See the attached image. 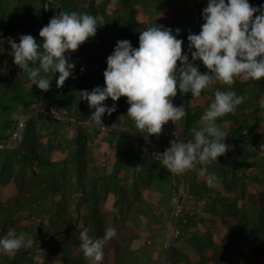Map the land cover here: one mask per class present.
<instances>
[{
    "label": "trees",
    "instance_id": "16d2710c",
    "mask_svg": "<svg viewBox=\"0 0 264 264\" xmlns=\"http://www.w3.org/2000/svg\"><path fill=\"white\" fill-rule=\"evenodd\" d=\"M207 3L102 0L97 7L95 0H39V6L36 0H0V47L5 49L0 54V138L12 134L25 107L43 99L58 109L91 115L94 109L80 90L104 87L106 60L117 41L139 47L140 32L151 25L169 27L174 35L180 29L177 38L191 60L187 36L201 31ZM249 3L260 7L264 0ZM59 11L102 15L106 23L70 54L75 67L63 87L56 86L59 73L47 74L52 80L45 92L14 63L7 38L19 43L22 34H30L39 42L40 29ZM195 63L207 71L201 61ZM217 89L228 86L216 82L200 97L178 89L173 104L183 105L186 116L150 137L164 149L172 140H191L190 129L202 127L200 118ZM231 90L244 101L235 114L217 120L230 148L218 162L190 172L187 200L177 214L173 264H264V78H237ZM104 103H115L112 115L135 126L126 97ZM35 117L44 119L45 132L38 131ZM87 155L94 163L88 176ZM100 159L103 170L95 165ZM208 173L218 177L214 187L206 184ZM176 178L123 133L35 113L16 147H0V238L12 229L27 233L34 243L13 255L0 254V264H90L80 248V232L102 238L112 210L118 212L112 224L117 235L106 243L101 264H162L165 242L158 237L166 231V217L161 210L169 207Z\"/></svg>",
    "mask_w": 264,
    "mask_h": 264
},
{
    "label": "clouds",
    "instance_id": "9594fccd",
    "mask_svg": "<svg viewBox=\"0 0 264 264\" xmlns=\"http://www.w3.org/2000/svg\"><path fill=\"white\" fill-rule=\"evenodd\" d=\"M95 2L98 7L102 0ZM202 16L199 34L190 32L187 36L191 60L182 50L184 41L177 38L180 29H175L174 35L173 29L154 24L140 32L139 47L134 48L127 39L117 41L106 60L104 87L80 90L81 99L94 109L87 118L94 127L105 128L102 116L116 111L115 103L111 107L104 103L108 98L116 102L126 97L127 115L147 141L149 136L159 137L169 121L176 124L186 116L183 105L173 104L178 89L181 94L190 92L200 97L216 82L227 85V90H215L213 102L200 118L202 127L190 129L193 138L187 142L172 140L170 147L156 156L163 167L177 175L189 173L198 165L218 162V157L227 154L230 145L224 140L228 134L217 120L235 114L244 101L231 86L241 77L256 81L264 78V5L255 7L249 0H208ZM105 23L102 15L59 11L40 29L39 42L30 34H22L19 43L7 38L9 54L40 90L47 92L51 88L48 73H59L56 86L61 88L73 75L75 64L69 62L70 54L94 37ZM4 51L0 47V54ZM196 61H201L207 71L201 72ZM260 106L264 108V102ZM218 182L215 174H207L208 187ZM116 235L112 226L98 239L82 230L80 248L85 259L90 264H101L106 243ZM33 243L27 233L17 234L10 229L0 238V254L13 255L21 248H31Z\"/></svg>",
    "mask_w": 264,
    "mask_h": 264
},
{
    "label": "water",
    "instance_id": "95a60500",
    "mask_svg": "<svg viewBox=\"0 0 264 264\" xmlns=\"http://www.w3.org/2000/svg\"><path fill=\"white\" fill-rule=\"evenodd\" d=\"M43 112L46 118L54 116L59 119H72L76 122H87L89 115H82L71 111L58 109L56 104L50 99L37 101L22 111L21 117L18 120L12 134L6 138H0V147H13L15 141H18L24 131L27 120L35 113ZM105 128H102L111 133H123L132 141H134L148 155L157 158L156 156L165 149L155 139L149 136L148 140L144 139V133H141L134 125L128 124L124 120L114 115L105 113L102 116ZM101 128V127H100ZM158 159V158H157ZM190 179V172L182 175H177L173 183L170 193V204L166 216V241L163 249L162 264H173L174 246L177 237L176 221L177 214L187 200V188ZM180 194L182 195L181 202L179 201Z\"/></svg>",
    "mask_w": 264,
    "mask_h": 264
},
{
    "label": "rangeland",
    "instance_id": "374dc122",
    "mask_svg": "<svg viewBox=\"0 0 264 264\" xmlns=\"http://www.w3.org/2000/svg\"><path fill=\"white\" fill-rule=\"evenodd\" d=\"M35 5L36 6H39V0H36V4ZM35 120L37 121L38 131L45 132L46 131V128H45L44 119H40L38 117H35ZM21 138H22V136H21ZM21 138L18 141H15V143L13 144V147H16L20 143ZM95 149H96V147H93V150H95ZM91 151H92V149H91ZM94 156H96V155L94 154ZM97 157L100 158L99 154H98ZM86 160L88 161V173H87V176H88L91 173V167L94 166V163H93V161L91 159V155H87L86 156ZM95 165L98 167V170H103V165H102L101 159L98 162L96 161V164ZM75 194H78V192H75ZM180 196H182V195L180 194ZM188 204H191V202H189ZM71 206H72V203L69 205V207H71ZM167 210H168V208H165V209H162L161 210L162 211V214L165 217L167 216ZM106 219H107V224L109 226H112V224L115 223V219H118V212L116 210L110 211L108 213V216H107ZM158 241H160V242H165L166 241V231L158 237Z\"/></svg>",
    "mask_w": 264,
    "mask_h": 264
}]
</instances>
